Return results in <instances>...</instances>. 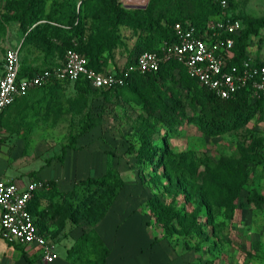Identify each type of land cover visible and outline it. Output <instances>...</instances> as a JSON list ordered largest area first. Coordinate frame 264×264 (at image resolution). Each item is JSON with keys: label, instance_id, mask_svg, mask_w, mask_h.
<instances>
[{"label": "rangeland", "instance_id": "rangeland-1", "mask_svg": "<svg viewBox=\"0 0 264 264\" xmlns=\"http://www.w3.org/2000/svg\"><path fill=\"white\" fill-rule=\"evenodd\" d=\"M14 1L0 0V75L7 45L20 49L23 66L60 65V41L24 31L14 19L10 6ZM44 1V13L51 14L64 0ZM71 1L79 7L84 0ZM88 1L87 7L98 0ZM119 1L127 11L145 9L130 7L134 5L130 0ZM228 3L226 11L232 16L264 19V0ZM133 19L119 25L122 44L112 54L104 53L106 70L129 67L139 39ZM93 33L89 22L74 39L80 45ZM251 51L264 58V29L253 38ZM187 113L193 115L190 108ZM88 115L93 128L77 139L76 149L67 148ZM145 119L130 94L105 93L82 80L40 89L7 112L0 175L22 182L37 177L54 180L43 191L36 214L56 244V262L67 256L73 264H96L95 242L100 237L112 250L111 264L121 256L142 264H263L264 206L245 198L253 192L264 196V120L255 117L215 136L185 121L174 130L156 132L150 142L138 134ZM162 138L176 159L174 168L156 164ZM152 147L156 149L150 157ZM110 169L123 186L97 220L102 209L93 202L96 186L85 182ZM199 197L204 206L197 217ZM195 216L198 228L191 224ZM34 249L28 245L27 255ZM21 254L0 237L3 264L22 263Z\"/></svg>", "mask_w": 264, "mask_h": 264}, {"label": "trees", "instance_id": "trees-1", "mask_svg": "<svg viewBox=\"0 0 264 264\" xmlns=\"http://www.w3.org/2000/svg\"><path fill=\"white\" fill-rule=\"evenodd\" d=\"M220 2L221 0H150L143 10L127 11L121 6L119 0H98L88 7L87 4H90L88 0L82 1L79 7L71 0H64L51 14H45L43 11L44 0H17L10 6L15 10L14 19L24 31L29 30L31 36L43 34L47 40L51 41L55 38L60 41V48L63 51L60 63L68 49H75L89 59L91 68L103 70L105 69L102 65L104 53L112 54L113 50L122 44L119 25L125 20H131L133 16H136L132 21L134 27L139 30L137 33L139 39L132 51L133 57L129 63L131 65L137 55L145 51L157 50L165 41L175 40L174 26L178 22L183 24L190 22L197 29L205 28L210 21L221 15L223 8ZM233 16L241 19L244 25L241 34L235 36L233 63H240L248 56V47L253 38L264 29V19H243L239 15ZM89 22L94 35L88 42L79 45L74 38L85 32ZM41 70L36 67L23 66L21 58L20 77L33 76ZM78 80L89 84L85 78L81 77ZM55 83L59 82L50 85ZM117 90L130 94L144 110L145 124L138 134L147 141H150L156 132L174 130L185 121L195 123L204 133L215 136L246 125L255 117L264 120V96L254 98L251 88L245 86L233 98L222 99L213 90L202 85L198 79L189 76L186 69L176 60L162 64L156 72L131 73L124 86L107 90L105 93ZM188 108L192 110L193 115H188ZM92 128V116L88 115L80 131L72 138L67 148L76 149L77 139ZM162 141L163 147L158 150L159 159L156 164L174 168L177 164L176 159L169 154L165 138H162ZM3 142L4 138L0 140V144ZM155 149L152 147L149 152L150 157L153 156ZM113 173L114 170L110 169L101 178L87 179L85 182L89 187L96 186L93 192L95 193L93 202L102 209L97 220L104 217L123 186V181L119 177L113 179ZM46 183L48 186L55 184L53 179L47 180ZM43 191H37L30 204V210L37 226L41 224L36 208L39 206L41 196H44ZM245 199L257 207L264 206V196L256 192ZM203 204L204 201L199 197L197 217ZM191 224L199 227L196 226V216ZM95 249L97 251L96 264H106L110 249L100 237L95 242Z\"/></svg>", "mask_w": 264, "mask_h": 264}, {"label": "built area", "instance_id": "built-area-1", "mask_svg": "<svg viewBox=\"0 0 264 264\" xmlns=\"http://www.w3.org/2000/svg\"><path fill=\"white\" fill-rule=\"evenodd\" d=\"M223 11L205 28L197 29L190 22H178L174 26L175 40L163 42L157 50L145 51L136 56L133 64L120 72L96 70L89 66V59L75 49H68L63 61L54 68H45L33 76L20 77V49L7 47L3 70L0 75V118L18 99L26 97L33 88L48 86L54 82H75L85 78L90 86L99 90H111L126 83L134 72L151 73L171 60L178 61L189 76L198 79L222 99L233 98L245 86L252 96H264L263 60L248 47L247 57L240 63L235 58V36L241 34V19L228 14L227 0H221ZM3 133L0 129V140ZM46 181L32 178L22 182L0 176V237L10 244L34 245L46 264L59 259L55 242L35 222L30 210L37 191L48 189Z\"/></svg>", "mask_w": 264, "mask_h": 264}, {"label": "crops", "instance_id": "crops-1", "mask_svg": "<svg viewBox=\"0 0 264 264\" xmlns=\"http://www.w3.org/2000/svg\"><path fill=\"white\" fill-rule=\"evenodd\" d=\"M7 47H13L12 45L10 46H8L7 45ZM260 58V57H259ZM262 59V58H261ZM264 59V58H263ZM2 70H3V68H2ZM1 74H2V72H1ZM51 86V85H50ZM46 87H49V86H45V87H40V88H33V89H31L30 90V92H29V94L28 95H30V94H32V93H34V92H36V91H39L40 89H44V88H46ZM27 95V96H28ZM26 96V97H27ZM25 97H23V98H20V99H18L13 105H11L7 110H5V112L2 114V116H1V118H0V129H1V131H2V133H3V138L5 137V129H4V125H5V119H6V114H7V112L9 111V109L10 108H12V107H14L15 105H17L22 99H24ZM85 135V134H84ZM82 137V136H81ZM1 145L2 144H0V148H1ZM0 176H4V175H0ZM42 179V178H41ZM50 178H47V179H43V180H45V181H47V180H49ZM39 228L46 234L47 233V231H46V229L43 227V226H39ZM103 241V240H102ZM4 242H6V241H4ZM104 242V241H103ZM7 243V242H6ZM9 246H13V247H15V248H17V249H19V250H21V252H22V254L21 255H18V257L19 258H23V261H22V263H20V264H29V262H31V263H34V262H37V261H43L42 259H41V256H40V251H39V249L36 247V249H34V254L33 255H27V252H26V248H27V246H19V245H15V244H10V243H7ZM105 244V243H104ZM110 253H109V256L107 257V262H106V264H111L110 263V255L112 254V250H111V248H110ZM67 253H68V251H67ZM112 257V256H111ZM21 258V259H22ZM121 258L122 259H120V260H118V261H116V262H114V263H112V264H142V262H135V263H129L127 260H123V259H125V257L124 256H121ZM28 260V261H27ZM3 262H4V259H2L1 257H0V264H3ZM44 262V261H43ZM35 264V263H34ZM44 264H46L45 262H44ZM53 264H73L71 261H69L68 259H67V256H66V258H65V261H63L62 259L60 260V261H57V262H54Z\"/></svg>", "mask_w": 264, "mask_h": 264}, {"label": "bare ground", "instance_id": "bare-ground-1", "mask_svg": "<svg viewBox=\"0 0 264 264\" xmlns=\"http://www.w3.org/2000/svg\"><path fill=\"white\" fill-rule=\"evenodd\" d=\"M131 1V3L132 4H134V5H141V4H145V3H147L146 1L147 0H144V1H139V0H130ZM145 2V3H144Z\"/></svg>", "mask_w": 264, "mask_h": 264}, {"label": "water", "instance_id": "water-1", "mask_svg": "<svg viewBox=\"0 0 264 264\" xmlns=\"http://www.w3.org/2000/svg\"><path fill=\"white\" fill-rule=\"evenodd\" d=\"M149 1V0H148ZM130 7H134V8H146L147 4L145 5H130Z\"/></svg>", "mask_w": 264, "mask_h": 264}]
</instances>
